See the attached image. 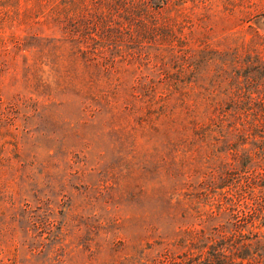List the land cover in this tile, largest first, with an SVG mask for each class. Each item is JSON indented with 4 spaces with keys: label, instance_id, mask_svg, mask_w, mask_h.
<instances>
[{
    "label": "rangeland",
    "instance_id": "rangeland-1",
    "mask_svg": "<svg viewBox=\"0 0 264 264\" xmlns=\"http://www.w3.org/2000/svg\"><path fill=\"white\" fill-rule=\"evenodd\" d=\"M0 264H264V0H0Z\"/></svg>",
    "mask_w": 264,
    "mask_h": 264
}]
</instances>
